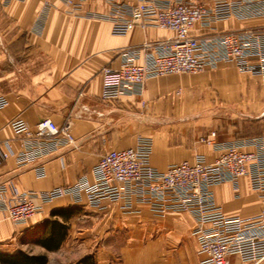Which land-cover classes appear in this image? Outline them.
<instances>
[{"label":"crops","instance_id":"crops-1","mask_svg":"<svg viewBox=\"0 0 264 264\" xmlns=\"http://www.w3.org/2000/svg\"><path fill=\"white\" fill-rule=\"evenodd\" d=\"M141 1L115 0L129 6ZM195 2L209 5L212 0ZM110 10L111 4L101 0L83 2L80 15L71 14L65 0H0V94L8 101L0 111V140L13 139L8 123L14 118L31 128L42 119L57 126L69 120L74 138L73 145L36 163L18 167L9 159L0 164V188L6 189L7 197L69 186L83 176L91 180L101 155L134 147L139 139L151 143V166L165 171L192 162L196 154L212 163L219 152L199 142L212 132L219 143L264 136V83L231 63L198 74L151 79L140 97L103 103L102 68L118 67L124 49L172 35L157 28H135L115 36L110 21L82 15L106 16ZM257 25H264V18H231L217 22L214 31ZM37 167H42L43 177L36 176ZM237 185V194L229 183L213 187L215 203L228 218L256 215L262 201L247 178ZM59 211L71 212L69 218ZM53 220L66 232L58 248L48 250L39 242L45 223ZM194 225L185 212L156 219L137 204L131 214L118 205L98 212L64 197L42 205L21 225L0 213V253L43 255L46 264H78L89 256L95 264H201ZM229 262L242 264L236 257Z\"/></svg>","mask_w":264,"mask_h":264},{"label":"built area","instance_id":"built-area-1","mask_svg":"<svg viewBox=\"0 0 264 264\" xmlns=\"http://www.w3.org/2000/svg\"><path fill=\"white\" fill-rule=\"evenodd\" d=\"M85 1L89 0L65 3L71 14L80 15ZM101 1L111 4L108 15H82L110 21L115 36H125L135 28H157L172 34L124 49L119 53L118 67L102 68L103 103H113L122 96L140 97L148 80L198 74L220 63H231L240 73L257 76L264 83V25L214 31L217 22L231 18H264V0H212L209 5L195 0H142L135 6ZM7 104L0 94V111ZM8 127L13 139L0 140V164L9 159L18 167L33 164L74 143L69 120L57 126L50 119H42L31 128L21 118H14ZM215 136L212 132L199 139L219 152L212 163L196 154L192 162L158 171L150 164V141L139 139L134 147L101 155L92 168L91 180L83 176L69 186L9 197L6 189L0 188V213L13 225H21L42 205L64 197L98 212L118 205L124 214H131L136 204L146 206L156 219L169 212H185L195 222L192 234L203 257L201 264H230L232 257L242 264H264V136L220 143ZM35 172L37 177L44 176L42 167ZM243 177L263 207L252 217L228 218L215 203L212 188L229 183L237 194L238 180Z\"/></svg>","mask_w":264,"mask_h":264},{"label":"trees","instance_id":"trees-1","mask_svg":"<svg viewBox=\"0 0 264 264\" xmlns=\"http://www.w3.org/2000/svg\"><path fill=\"white\" fill-rule=\"evenodd\" d=\"M58 214L63 215L65 219L69 218V214L66 215L62 211H59ZM65 232L64 225L57 220L46 222L44 235L39 243L48 250L57 249L65 236ZM0 264H46V257L43 255H29L25 252L0 253ZM78 264H95V261L92 256H89L79 261Z\"/></svg>","mask_w":264,"mask_h":264}]
</instances>
